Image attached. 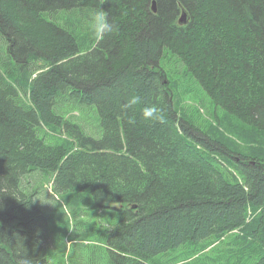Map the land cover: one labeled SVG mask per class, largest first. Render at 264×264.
Wrapping results in <instances>:
<instances>
[{
    "label": "trees",
    "instance_id": "16d2710c",
    "mask_svg": "<svg viewBox=\"0 0 264 264\" xmlns=\"http://www.w3.org/2000/svg\"><path fill=\"white\" fill-rule=\"evenodd\" d=\"M153 1L0 0V264L47 263L43 176L122 212L103 229L113 264L228 234L223 264H264V0ZM100 7L112 31L96 40ZM166 51L223 110L213 123L181 106ZM152 104L164 123L143 120Z\"/></svg>",
    "mask_w": 264,
    "mask_h": 264
},
{
    "label": "rangeland",
    "instance_id": "374dc122",
    "mask_svg": "<svg viewBox=\"0 0 264 264\" xmlns=\"http://www.w3.org/2000/svg\"><path fill=\"white\" fill-rule=\"evenodd\" d=\"M75 10L76 12L59 11L60 20L56 19L55 22L62 26L67 25L68 19L74 18L81 9ZM161 65L172 83L180 87L184 94L181 106L190 107L194 120L206 125L214 122L215 110L223 113L221 108L215 107L197 80L186 72L184 64L178 61L175 55L166 51V58H162ZM64 109L68 115L73 112L80 114V109L72 101L66 100ZM33 177L28 180L30 185H33ZM36 187L40 190L35 198L36 203L49 214L46 264H113L103 229L111 228L121 220L122 212L110 207L100 209L87 203L80 190L72 191L70 196L67 192L57 189L47 176L39 177ZM235 236L237 234H228L206 250L203 240L185 244L157 255L148 264H223L224 255L229 251L225 249L235 248ZM228 264H234V260Z\"/></svg>",
    "mask_w": 264,
    "mask_h": 264
},
{
    "label": "clouds",
    "instance_id": "9594fccd",
    "mask_svg": "<svg viewBox=\"0 0 264 264\" xmlns=\"http://www.w3.org/2000/svg\"><path fill=\"white\" fill-rule=\"evenodd\" d=\"M102 2L103 0H101V3ZM90 28L96 40L103 39L106 33H110L112 31V26L108 22L107 14L102 7L94 10L90 14ZM140 103L141 97L138 95H133L123 107L125 109H130L134 105H138ZM141 115L145 122H165V109L158 106L157 104L143 107ZM129 122L135 123V120L130 119Z\"/></svg>",
    "mask_w": 264,
    "mask_h": 264
},
{
    "label": "water",
    "instance_id": "95a60500",
    "mask_svg": "<svg viewBox=\"0 0 264 264\" xmlns=\"http://www.w3.org/2000/svg\"><path fill=\"white\" fill-rule=\"evenodd\" d=\"M152 9H153L154 12L157 11L156 1L155 0L153 1ZM189 19H190V17L188 16L187 11L183 9L181 14H180V17H179V23L180 24H187Z\"/></svg>",
    "mask_w": 264,
    "mask_h": 264
}]
</instances>
